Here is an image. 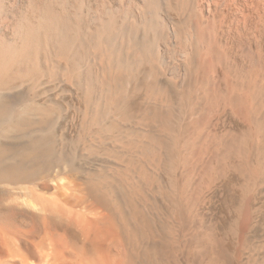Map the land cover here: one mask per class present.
<instances>
[{
  "label": "bare ground",
  "instance_id": "obj_1",
  "mask_svg": "<svg viewBox=\"0 0 264 264\" xmlns=\"http://www.w3.org/2000/svg\"><path fill=\"white\" fill-rule=\"evenodd\" d=\"M5 185L0 264H264V0H0Z\"/></svg>",
  "mask_w": 264,
  "mask_h": 264
},
{
  "label": "rangeland",
  "instance_id": "obj_2",
  "mask_svg": "<svg viewBox=\"0 0 264 264\" xmlns=\"http://www.w3.org/2000/svg\"><path fill=\"white\" fill-rule=\"evenodd\" d=\"M59 99L60 100L63 99L62 101L64 102L74 100L72 96H68V95L64 96V98H62L61 96ZM68 110H69L67 113L68 117H66L67 119L63 120L62 122L63 124L60 125L59 130L63 131L66 129L65 132L68 131L66 133L72 134L74 132L72 131V129L74 130L73 124H71L73 110L71 108ZM34 186L35 185H30V186L5 185L1 187L2 189L0 188V198L2 199V202L5 204V206L13 208L15 217L29 219V220H34L36 218L35 214L37 211H35L36 208L32 206V203L30 200L31 194L33 193L39 194L38 190H36L37 188ZM255 201L256 203H254V205H256V208L254 206V209L257 210L255 214L256 222L254 224L255 226L252 229L251 236H252V239L257 242H264V192L260 193ZM212 207H213L214 213L216 214L217 222L222 226L225 225L228 221V214H229L228 205L224 203L223 200L216 199Z\"/></svg>",
  "mask_w": 264,
  "mask_h": 264
}]
</instances>
